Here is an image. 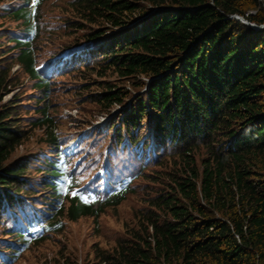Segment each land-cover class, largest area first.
<instances>
[{"label": "trees", "instance_id": "1", "mask_svg": "<svg viewBox=\"0 0 264 264\" xmlns=\"http://www.w3.org/2000/svg\"><path fill=\"white\" fill-rule=\"evenodd\" d=\"M35 1L25 14L18 3L0 14L19 28L10 37L0 34L8 37L0 44V264H16L52 235H63L67 221L97 219L141 191L142 206L126 232L110 247L98 240L82 264H264V0H70L51 23L45 18L50 0ZM59 31L75 37L65 48L89 44L54 75L86 73L83 91L95 88L89 102L105 111L130 99L92 141L106 171L95 191L75 183L79 169L67 172L70 158L60 152L70 135L57 138L50 105L39 106L42 117L26 128L29 105L15 93L17 61L48 98V72L36 69L26 40ZM114 77L131 81L130 88ZM95 119L89 115L84 123ZM30 128L44 129L47 156L17 155ZM106 147L111 154L103 164ZM140 180L148 184L137 185ZM43 186L48 194L34 201ZM101 188L105 205L95 208ZM64 190L68 197L58 211ZM31 207L50 220L47 227ZM17 218L22 223L12 228ZM54 264L81 263L65 248Z\"/></svg>", "mask_w": 264, "mask_h": 264}, {"label": "rangeland", "instance_id": "2", "mask_svg": "<svg viewBox=\"0 0 264 264\" xmlns=\"http://www.w3.org/2000/svg\"><path fill=\"white\" fill-rule=\"evenodd\" d=\"M70 0H63L62 2L56 0H50V4L46 8L45 18L46 22H55L56 17L61 12L63 7H66ZM60 2V3H59ZM10 2L0 3V14H2L3 4ZM19 3V1H17ZM59 4V5H58ZM256 11H252L250 14H255ZM246 21V19H245ZM243 23H247L242 21ZM0 24H3L2 29H0V34L5 33L10 34L14 31H18V23L14 19H4L0 20ZM20 24V23H19ZM250 24V23H249ZM259 27V26H258ZM62 31L53 32L52 35H46L36 45L37 60L38 65H44L46 61L53 59V54L56 50L60 49L71 42L75 41L74 36L61 37ZM12 35H15L14 33ZM8 37L0 38V44H4ZM10 47H14L15 43L9 44ZM7 48V47H6ZM15 52V51H14ZM12 71H17V87L15 93L18 92L22 94V97L26 100L25 104L29 105L28 112H24L22 115L26 119V128L31 127L33 121H37L42 117L41 113L36 111L38 107L42 108L46 104L50 105L49 113L56 120L57 130L60 134L66 133V135H72L76 132L74 129L78 127H85L84 119H87L89 115L91 117L100 120L101 117H106V123L110 122L111 119H118L121 114L124 113L127 104H113L110 109L103 110L102 106L97 104H91L89 102L90 96L94 94L95 88L89 91H83L84 85L87 83L88 78H86V73H79L75 76L72 74L65 75L57 78L56 84L51 86L52 95L51 97L44 99V90L36 88V81L30 79L29 76L25 75L20 69L17 61L12 62ZM101 80V79H98ZM115 84H120L123 90L129 89L131 86V81H126L118 77H114L111 80ZM82 86V88H81ZM81 90V93L79 92ZM137 91L133 89L132 95H137ZM131 95V96H132ZM11 96H6L3 100L4 102L9 101ZM39 99L42 101L38 103ZM73 114L72 118L68 115ZM71 116V115H70ZM69 117V119H67ZM95 119V120H96ZM28 121V122H27ZM33 133L25 143L18 146V154L24 155L30 152L41 153L45 150V132L41 128H30ZM78 135V132L76 133ZM148 184L145 180H140L137 185ZM142 190V189H141ZM42 194H38V197L43 198L46 196L47 189L42 188ZM40 193V192H38ZM40 195V196H39ZM144 192H140L139 195H130L128 200L125 201L120 207L113 208L110 210H105L97 219L91 217H82L77 222L67 221V226L65 227V233L62 235H57L51 237L48 242L41 244L39 247L36 245L30 252H27L22 257L19 256L16 260V264H54V260L61 249H67L70 253H74V257L82 264L87 260L90 249L98 242V240L104 246H113V241L115 235L118 233L122 235L126 232V224H130L133 220V210L139 209L142 206V200L144 199ZM110 242V243H108ZM102 245V246H103ZM76 260V259H74ZM84 260V261H83ZM76 262V261H75ZM87 262V261H86Z\"/></svg>", "mask_w": 264, "mask_h": 264}, {"label": "water", "instance_id": "3", "mask_svg": "<svg viewBox=\"0 0 264 264\" xmlns=\"http://www.w3.org/2000/svg\"><path fill=\"white\" fill-rule=\"evenodd\" d=\"M234 18H236L238 20H241V21H244V22H247V21H245V19L243 17H240V16L239 17L235 16ZM246 24L249 25V26H252L253 28H257L258 27L256 24L255 25L251 24V23L249 24V22H247Z\"/></svg>", "mask_w": 264, "mask_h": 264}]
</instances>
